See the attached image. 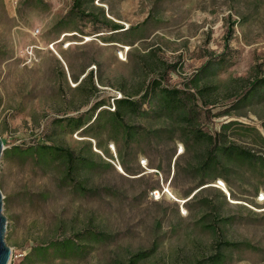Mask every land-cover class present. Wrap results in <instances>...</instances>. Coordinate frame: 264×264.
Instances as JSON below:
<instances>
[{
  "label": "rangeland",
  "instance_id": "374dc122",
  "mask_svg": "<svg viewBox=\"0 0 264 264\" xmlns=\"http://www.w3.org/2000/svg\"><path fill=\"white\" fill-rule=\"evenodd\" d=\"M83 6L91 15H79L74 0H0L5 150L47 143L88 162L68 172L37 149L3 155L12 264L78 233L87 236L83 253L39 249L27 264H264V169L223 156L202 166L225 144L264 155V86L251 88L264 77V0ZM107 18L124 28L104 27ZM156 77L197 93L212 143L189 136L185 117L128 116L139 132L132 137L109 118L90 120L101 100L114 109L115 97L139 98ZM70 116L90 121L72 131L59 120ZM142 252L149 255L138 260Z\"/></svg>",
  "mask_w": 264,
  "mask_h": 264
},
{
  "label": "trees",
  "instance_id": "16d2710c",
  "mask_svg": "<svg viewBox=\"0 0 264 264\" xmlns=\"http://www.w3.org/2000/svg\"><path fill=\"white\" fill-rule=\"evenodd\" d=\"M83 5L84 0H74L73 9L77 10L79 15H91L85 11ZM104 25V27L111 28V30H117L116 32L124 28L123 25L113 22L108 18L107 22H104ZM135 28L136 27H130L129 29ZM209 64H211V62H208L205 65L209 66ZM84 80L85 78L82 80V82ZM259 85L264 86V77H261L260 80H254L252 82L251 88L255 86V88H257ZM114 101L115 107L114 109H111L112 105L110 103L108 104V108H102V106L106 105V103H103L101 100L95 107L96 114H94L90 120L94 118L93 123L98 124L106 118H109L113 127H115L117 130L123 129L127 137H132L138 132V130L134 125H131L127 122V117L135 114H138L139 116H149L151 113L150 111H152L155 113L156 117H161L164 114H168L173 117L178 116L179 118L185 117V119L188 120L187 134L189 136L201 140L206 138L207 141L211 143L214 141L212 134L205 133L199 126L203 110L200 107L197 93L193 92L189 88H172L164 85L163 79L161 77H156L152 83L149 84L141 97L133 98L131 94L124 92L121 97H115ZM147 102L151 103V108L149 110L144 108V104ZM59 120L61 123L67 121V124L71 127L72 131L80 129L90 121L89 120L85 122L82 116H70L61 118ZM36 149L42 159L48 160L49 158H59L64 160L68 165V172L75 171L76 167L78 166H84L88 164L82 155L75 154L72 149L68 147L50 145L47 143L38 144V148L37 145L30 146V148L25 150H23L20 145H16L10 149H6L4 152V157L8 158L12 153H23V155L27 157L32 154L34 155V153H36ZM221 156L225 157L227 161H249L259 168L264 169L263 154L253 153L252 151L236 144H225L224 146H221L217 151V154L209 152L206 159L203 161V169H209L217 163H221ZM203 183L204 179L201 180L200 184ZM89 232L97 236L96 232ZM86 239L87 236H84L83 233H78L74 237L57 239L49 244L47 248L35 246L28 254H26L23 262L21 263L27 264L29 261H31L30 259L32 258L33 254L39 249H53L55 255H60L62 257H70L74 253H83L85 247L83 244ZM148 255V253L142 252L135 255V257L140 260L147 257ZM208 260L212 263H215L220 260V256L217 253L210 256ZM133 261L137 262L136 260Z\"/></svg>",
  "mask_w": 264,
  "mask_h": 264
},
{
  "label": "water",
  "instance_id": "95a60500",
  "mask_svg": "<svg viewBox=\"0 0 264 264\" xmlns=\"http://www.w3.org/2000/svg\"><path fill=\"white\" fill-rule=\"evenodd\" d=\"M5 142L0 135V168L1 161L4 155ZM4 194L0 188V264H10L12 257V247L6 240V233L8 231V217L4 212Z\"/></svg>",
  "mask_w": 264,
  "mask_h": 264
},
{
  "label": "bare ground",
  "instance_id": "6f19581e",
  "mask_svg": "<svg viewBox=\"0 0 264 264\" xmlns=\"http://www.w3.org/2000/svg\"><path fill=\"white\" fill-rule=\"evenodd\" d=\"M71 32H68V34H70ZM122 168V167H121ZM123 169V168H122ZM222 186L224 187V189L225 190H227L228 191V188H226V185H225V183H223V181H222ZM169 190V192L176 198V199H180L179 197H177L173 192H171V190L170 189H168Z\"/></svg>",
  "mask_w": 264,
  "mask_h": 264
},
{
  "label": "built area",
  "instance_id": "2783aa9c",
  "mask_svg": "<svg viewBox=\"0 0 264 264\" xmlns=\"http://www.w3.org/2000/svg\"><path fill=\"white\" fill-rule=\"evenodd\" d=\"M22 256L24 255V254H21ZM12 259H13V255H12V257H11V261H10V264H12Z\"/></svg>",
  "mask_w": 264,
  "mask_h": 264
}]
</instances>
